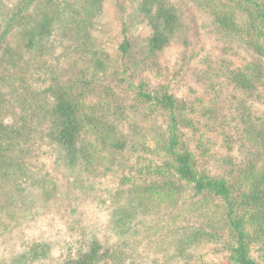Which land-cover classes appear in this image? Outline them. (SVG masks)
Instances as JSON below:
<instances>
[{
    "label": "rangeland",
    "instance_id": "374dc122",
    "mask_svg": "<svg viewBox=\"0 0 264 264\" xmlns=\"http://www.w3.org/2000/svg\"><path fill=\"white\" fill-rule=\"evenodd\" d=\"M159 3L176 8L179 28L150 55L151 0H0V264H63L95 240L102 252L121 250L126 264L222 261L218 238L188 237L210 230L197 217L202 203L188 192L171 203L149 196L169 173L161 151L144 144L152 147L166 118L134 90L144 83L173 94L191 112L199 168L252 187L264 178V80L241 90L232 72L261 58L220 33L194 1ZM63 92L86 118L80 142L89 155L76 164L55 139ZM109 120L128 135L124 152L99 144ZM253 256L264 264L259 247Z\"/></svg>",
    "mask_w": 264,
    "mask_h": 264
},
{
    "label": "trees",
    "instance_id": "16d2710c",
    "mask_svg": "<svg viewBox=\"0 0 264 264\" xmlns=\"http://www.w3.org/2000/svg\"><path fill=\"white\" fill-rule=\"evenodd\" d=\"M192 1L208 9L214 16L220 33L248 47L261 58L258 60L259 63H248L244 68L232 72L234 82L239 89L246 91L257 89V83L264 80V0ZM151 2L158 4L156 10L149 15L152 34L147 50L150 55H156L164 50L172 34L179 28V20L174 6L167 3L160 4L159 0H151ZM119 50L124 58L130 56L131 44L127 38L120 45ZM145 87L144 83L135 87L136 99L142 105L155 108L166 119L156 127V130H153L154 137L151 138L155 142L152 147L150 143L144 146L147 147V151L153 153L161 151L169 173L164 184L158 182L148 189L149 196L158 195L157 198H163L171 203L174 196L188 192L191 201L194 199L197 204L202 203L197 217L206 220L210 227V230L199 227L190 232L188 237L197 241H203L205 237L209 238V241L218 238L224 243V256L219 264H259L253 256V250L259 247L260 251L264 252V178H261L262 182L259 185L243 187L242 181L231 182L225 177L201 170L189 140L190 120L187 117L191 112L181 106L173 94L151 93ZM67 95V92H63L56 96L55 139L67 152L72 163L76 164L81 157L88 159L89 155L87 148L80 142L86 118L79 109V99ZM113 108V113L118 114L119 111L116 109L123 110L126 105ZM109 122L110 120L106 125H109L110 129L104 131L103 137H99V144L113 148L114 152H124L128 146L126 141L128 135L117 131V126H111ZM132 149L135 150L136 145H133ZM158 169L163 170L162 167ZM214 203L217 204L215 211L208 207ZM63 264H126V261L121 250L109 249L102 252L95 240L92 244H88L85 252L66 259Z\"/></svg>",
    "mask_w": 264,
    "mask_h": 264
}]
</instances>
